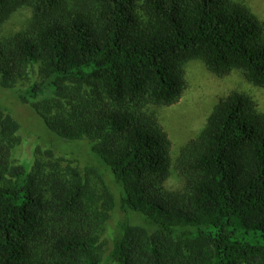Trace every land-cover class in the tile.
I'll return each mask as SVG.
<instances>
[{"label": "trees", "instance_id": "obj_1", "mask_svg": "<svg viewBox=\"0 0 264 264\" xmlns=\"http://www.w3.org/2000/svg\"><path fill=\"white\" fill-rule=\"evenodd\" d=\"M192 60L264 89V23L235 0H0V264H264V112L231 92L173 160L150 111ZM5 93L87 155L45 146ZM23 128L44 147L15 164Z\"/></svg>", "mask_w": 264, "mask_h": 264}, {"label": "rangeland", "instance_id": "obj_2", "mask_svg": "<svg viewBox=\"0 0 264 264\" xmlns=\"http://www.w3.org/2000/svg\"><path fill=\"white\" fill-rule=\"evenodd\" d=\"M247 5L251 11L259 17L264 23V0H235ZM31 17V11L29 8H21L15 11L7 22L3 25L1 33L3 36H8L20 31L28 22ZM37 70V67H35ZM35 75H31L28 81L21 82L18 87L25 88L35 79ZM185 80L186 90L180 102L171 107H152L150 111L154 112L162 125L163 129L167 133L172 143L171 157L174 160L181 147L187 143L190 139H193L205 124L206 118L212 109V106L217 101L230 94L231 92H241L250 95L256 102L259 111L264 112V89L253 87L248 85L243 75L239 71H234L228 77L216 78L210 74L204 65L198 60H192L185 65ZM8 92V91H5ZM10 93V92H8ZM13 96L7 93L2 95L4 105H6L12 113L19 118H23V121L27 122L32 127L34 133L40 136L45 146L52 145L56 153H61L70 157V155H87V152L83 149L81 142L67 143L59 140L52 134L49 136L42 121L40 124L37 121V117L30 114L23 105H19L12 99ZM33 132L23 128L19 134V143H17L14 153L13 161L15 164L23 162H31L34 157V152L37 146L44 147L39 143L38 139ZM48 144V145H47ZM53 150V149H52ZM89 152V150H88ZM58 153V154H59ZM56 154V158L59 159L61 155ZM59 156V157H58ZM93 166L98 168L99 164L92 156ZM40 160L42 158L40 157ZM62 166L68 165L61 160ZM75 165V164H74ZM98 168L103 172L105 168ZM109 173V172H108ZM88 176V180L92 186L96 188L100 187L97 180L88 172H83ZM180 184V178L175 171L171 172L170 177L167 180L166 186L168 189H177ZM107 234L102 236V239L107 240Z\"/></svg>", "mask_w": 264, "mask_h": 264}]
</instances>
